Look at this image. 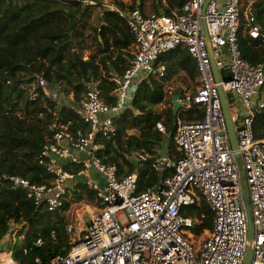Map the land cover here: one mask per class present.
<instances>
[{
    "label": "built area",
    "instance_id": "built-area-1",
    "mask_svg": "<svg viewBox=\"0 0 264 264\" xmlns=\"http://www.w3.org/2000/svg\"><path fill=\"white\" fill-rule=\"evenodd\" d=\"M76 1L90 7L99 5L96 0ZM117 12L126 20L135 43L130 67L122 76L111 78L116 86L115 104L103 101L99 80L89 82L83 100L67 102L88 128L74 132L71 123L55 126L52 142L38 156L39 165L54 177L52 183L37 185L22 176L3 175L0 187L9 184L12 190H22L28 200L36 206L45 205L51 213L65 207L79 184L95 194L97 211L89 216L90 223L80 218L84 223L67 224L70 251L56 256L50 264H244L251 244L252 264H264V140H258L253 129L256 114L264 110V63L252 65L245 60L238 39L243 26L253 40L263 37L255 12L245 8L243 0H185L170 15L147 14L140 8ZM204 28L220 74L219 83ZM178 48L186 49L196 63L199 82L195 92L184 91L179 103L182 109L201 107L204 117L197 122L177 119L175 145L180 158L168 156L162 144L154 145L152 166L159 181L139 191L137 173L120 176L118 167L100 156V139L117 135V120L139 85L151 77L164 78L167 69L157 66L158 60ZM37 84L52 100L63 101L58 86H48L43 78ZM219 87L227 100L233 94L243 108L235 110L228 100L246 174L253 242ZM156 128L167 137L162 123ZM148 157L137 152L133 161L141 168ZM64 163L82 168L67 171ZM202 203L213 212L214 221L199 250L191 241L198 221L185 212ZM17 234L15 226L8 240H15ZM0 264L19 263L9 253Z\"/></svg>",
    "mask_w": 264,
    "mask_h": 264
},
{
    "label": "trees",
    "instance_id": "trees-1",
    "mask_svg": "<svg viewBox=\"0 0 264 264\" xmlns=\"http://www.w3.org/2000/svg\"><path fill=\"white\" fill-rule=\"evenodd\" d=\"M96 1L98 7L85 6L76 0H0V176H22L37 185H50L54 177L39 165L38 156L52 142L54 127L71 123L74 132L88 128L67 102L83 100L87 84L99 80L103 101L115 104L116 86L111 78L115 74L122 76L130 67L135 42L126 20L117 11L103 10L104 0ZM163 1L150 0L152 14L170 15L185 0ZM243 4L255 12L263 37L253 40L249 29L243 26L238 32L241 54L252 65L261 64L264 0H243ZM119 5L124 11L136 8L143 11L144 0H133L130 7ZM97 9L101 15L97 24H93ZM85 51L89 52L88 61L83 59ZM159 65L166 67V78L151 77L142 82L117 120V135L100 139L103 147L100 156L106 163L115 164L120 176L137 173L139 191L159 181L152 166L154 145L162 144L168 156L180 158L175 145L177 119L197 122L204 117L199 106L177 113L173 107L157 110L169 103L165 82L180 77L185 84H193L198 77L196 63L188 51L178 48L163 55ZM40 78L48 86L60 88L62 102L47 95L37 84ZM183 93L181 90L176 95ZM231 96L234 97L229 94V102ZM159 123L165 127L167 137L157 130ZM253 129L255 137L264 140V110L256 114ZM137 152L149 155L141 168L133 161ZM81 168L78 164L64 163L67 171ZM76 189L72 193L75 198L80 196L78 190H83L86 199L95 203V194L86 186L79 184ZM70 204L66 202L64 208L51 213L45 205L36 206L28 200L22 190H12L9 184L0 187V259L5 258L1 253L7 252L19 264H50L56 256L67 255L71 246L64 211ZM185 213L199 223L193 230L196 236L212 232L214 214L206 204L186 209ZM15 226L17 237L8 240ZM39 240L42 245H37Z\"/></svg>",
    "mask_w": 264,
    "mask_h": 264
},
{
    "label": "rangeland",
    "instance_id": "rangeland-1",
    "mask_svg": "<svg viewBox=\"0 0 264 264\" xmlns=\"http://www.w3.org/2000/svg\"><path fill=\"white\" fill-rule=\"evenodd\" d=\"M116 2H124L127 3L128 7L132 6L133 4V0H116ZM143 11L147 14H152L153 12L150 9V0H144V8ZM101 15V11L100 10H96V12L93 15L92 18V23L93 24H97L98 22V17ZM83 59L87 60L89 59V52L85 51L84 55H83ZM166 85V93H167V100L169 101V103H164L163 105H160L159 107H157V110L159 111H163L166 108H170L173 107L174 108V96H176V94L180 93L181 90H184L185 87L190 88L193 87L194 88V84H191L190 82L188 83H184L183 79H180V77H174L172 78V80H170V82H165ZM185 91V90H184ZM196 91V88H195ZM174 94V96H173ZM233 95V94H232ZM173 96V98H172ZM231 104L233 105V107L236 108V98L231 96ZM72 191V190H71ZM77 190L75 189L73 192H76ZM80 191V196L79 198H75V196H73V192L70 193L69 195V199L67 200V202H70V206L68 207V209L66 210V214H64V218L66 220V222L68 224H75L77 220H80V218H82V220L89 224L90 223V215L93 212L97 211V205L96 203H91L86 199L85 196V192L83 190H78ZM199 223H196V226H198ZM194 234V231L191 232V234ZM195 235V234H194ZM209 237V232H205L199 236H193V240H191L193 242L194 248L195 249H201L203 243L208 239ZM14 241V240H13ZM2 256L6 257V255H9V253H1Z\"/></svg>",
    "mask_w": 264,
    "mask_h": 264
},
{
    "label": "water",
    "instance_id": "water-1",
    "mask_svg": "<svg viewBox=\"0 0 264 264\" xmlns=\"http://www.w3.org/2000/svg\"><path fill=\"white\" fill-rule=\"evenodd\" d=\"M207 6V3L204 5L203 8V15L205 14V8ZM204 36H205V40L207 42V48H208V52L210 55V59H211V63H212V67H213V72H214V76H215V80L216 82H220L221 78H220V74L219 71L216 67V61H215V57H214V53L213 50L210 46V42H209V37H208V33L206 28H204ZM76 59L78 60V62H81V60L78 57V54H75ZM83 62V61H82ZM219 93H220V98H221V102H222V107H223V111H224V115H225V119H226V124H227V133L229 136V140L232 146V149L234 150V155H235V159L236 162L239 166V171H240V177H241V181H242V200H243V205L246 211V215H247V220H248V227H249V239L251 242H253L254 240V229H253V225H252V220H251V211H250V204L248 201V190H247V184H246V174L243 168V163H242V159L240 156V153L238 151V143H237V139L235 136V132H234V127H233V123L231 120V114H230V108H229V104H228V100H227V96L225 95L222 87H219ZM182 108L181 104L179 103V95L174 96V112L177 113L178 110H180ZM252 260H253V246L252 244L249 246L248 248V252H247V257L245 260L244 264H252Z\"/></svg>",
    "mask_w": 264,
    "mask_h": 264
},
{
    "label": "crops",
    "instance_id": "crops-1",
    "mask_svg": "<svg viewBox=\"0 0 264 264\" xmlns=\"http://www.w3.org/2000/svg\"><path fill=\"white\" fill-rule=\"evenodd\" d=\"M164 3H166V0H164L163 1ZM119 4H124L126 7H128L127 5V3H124V2H116V0H104V2H103V4H102V9L104 10H109V11H117V10H122L121 8H120V5ZM98 7V6H97ZM110 9H112V10H110ZM97 10H100V9H97ZM126 11V10H125ZM85 61V60H84ZM116 75V74H115ZM115 75H113V76H115ZM166 76H167V72H166V75H165V77L164 78H162V79H158V80H164L165 78H166ZM194 85V88L192 89V90H189L187 87H185V91H191V92H195V88L197 89L198 88V86H199V82H198V77L196 78V80H195V82L193 83ZM180 96L181 95H179V98H180ZM237 101V100H236ZM182 109V108H181ZM235 110H241V109H243L242 108V104L239 102V101H237V103H236V108H234ZM233 109V110H234ZM176 125V124H175Z\"/></svg>",
    "mask_w": 264,
    "mask_h": 264
},
{
    "label": "bare ground",
    "instance_id": "bare-ground-1",
    "mask_svg": "<svg viewBox=\"0 0 264 264\" xmlns=\"http://www.w3.org/2000/svg\"><path fill=\"white\" fill-rule=\"evenodd\" d=\"M76 222H79V223H84L83 221H80V220H77Z\"/></svg>",
    "mask_w": 264,
    "mask_h": 264
}]
</instances>
